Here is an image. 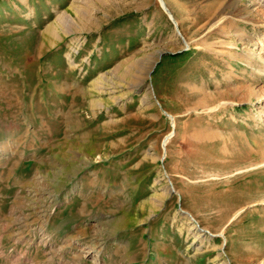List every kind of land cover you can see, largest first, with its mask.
<instances>
[{
  "label": "rangeland",
  "instance_id": "rangeland-1",
  "mask_svg": "<svg viewBox=\"0 0 264 264\" xmlns=\"http://www.w3.org/2000/svg\"><path fill=\"white\" fill-rule=\"evenodd\" d=\"M216 258L264 264V0H0V264Z\"/></svg>",
  "mask_w": 264,
  "mask_h": 264
},
{
  "label": "bare ground",
  "instance_id": "bare-ground-1",
  "mask_svg": "<svg viewBox=\"0 0 264 264\" xmlns=\"http://www.w3.org/2000/svg\"><path fill=\"white\" fill-rule=\"evenodd\" d=\"M181 9V8H180ZM134 65V64H133ZM133 69V68H132ZM124 76H127V77H129L130 78V76H131V72L130 71H128V72H126L125 71V73L123 74ZM135 76V75H134ZM140 77V76H139ZM108 82H106V85L104 86H102L101 84H100V86L98 87V88H100V90L101 91H104V89H105V91H108V92H111V93H113V92H115V90L117 89L116 87H118L121 83H119L118 81L117 82H115V80H107ZM143 81H144V79H142L140 82H136L135 84H134V87H137L138 85H140L141 83H143ZM121 82V81H120ZM102 84H105V82L104 83H102ZM116 88V89H115ZM173 191V188L172 189H170V187L169 188H166V190H165V194L161 197V200L159 201L160 203L158 204V206H161V204L163 203V199L164 198H167V197H169V195L171 194V192ZM155 203V202H154ZM155 205V204H154ZM157 205V204H156ZM155 205V206H156ZM163 205V204H162ZM189 219V218H188ZM189 226H190V230H192V232H195V234H196V236L198 237V238H202V236H204V235H206V233L203 235L202 233H201V231L203 230V229H201L197 224H189ZM202 243L204 242L203 241V238H202ZM198 249V248H197ZM216 261L214 262V264H229V260H227V259H221V258H216L215 259Z\"/></svg>",
  "mask_w": 264,
  "mask_h": 264
},
{
  "label": "crops",
  "instance_id": "crops-1",
  "mask_svg": "<svg viewBox=\"0 0 264 264\" xmlns=\"http://www.w3.org/2000/svg\"><path fill=\"white\" fill-rule=\"evenodd\" d=\"M44 39H45V37H44ZM46 40V39H45ZM190 214H188V216H189ZM191 216V215H190Z\"/></svg>",
  "mask_w": 264,
  "mask_h": 264
}]
</instances>
